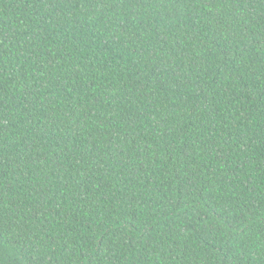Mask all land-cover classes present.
<instances>
[{
  "label": "trees",
  "instance_id": "16d2710c",
  "mask_svg": "<svg viewBox=\"0 0 264 264\" xmlns=\"http://www.w3.org/2000/svg\"><path fill=\"white\" fill-rule=\"evenodd\" d=\"M0 264H264V0H0Z\"/></svg>",
  "mask_w": 264,
  "mask_h": 264
}]
</instances>
